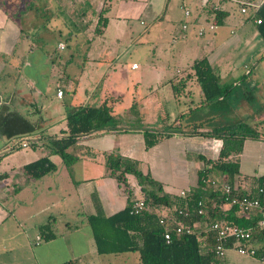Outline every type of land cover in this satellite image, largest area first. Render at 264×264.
<instances>
[{
	"label": "crops",
	"instance_id": "crops-1",
	"mask_svg": "<svg viewBox=\"0 0 264 264\" xmlns=\"http://www.w3.org/2000/svg\"><path fill=\"white\" fill-rule=\"evenodd\" d=\"M243 1L261 5L264 0H0V175L4 174L0 179V264H60L68 260L75 264H104L101 256L106 254L97 253L87 216L95 213L96 206L110 216L126 206L128 197L133 200L143 196L128 195L116 178L107 175V153L136 160L141 170L152 169L156 177L167 168L189 181L187 170L181 171L180 149L187 159L192 156L197 183L198 170L218 159L222 140L217 131L248 128L257 131L258 137H246L242 149L228 159L244 176L264 174L260 155L264 132L256 130L264 125V40L256 23V11H240ZM184 8L190 11L189 16H185ZM101 14L107 24L102 33H97ZM212 23L215 27L210 29ZM138 24L144 32L133 38ZM199 28L204 29L202 35L198 34ZM53 33H58L55 51L69 49L66 54L71 57L64 58L66 63L78 56L73 47L78 46L80 34L84 37L85 33L90 42L85 61L100 63L112 57V44L123 42L121 38L130 33L125 42L131 46L134 42L149 48L177 46L173 59L179 66L175 73L169 66L157 68V82L147 84L140 96L132 93L128 101L126 92L113 79L100 82L90 94L65 69L55 73L52 46L48 48L50 43L46 41L52 39ZM61 43L63 48L59 47ZM201 58L209 61L221 83L234 85L226 98L203 101L200 85L191 73L193 63ZM146 64L151 65L149 61ZM36 77L40 83L33 80ZM179 81L183 84L175 93L172 86ZM168 86L179 97L187 95L190 106L179 116H188V122L172 119L174 113L162 114L160 100L149 99L160 87ZM59 89L63 91L61 97L57 96ZM52 95L62 101V107L52 108ZM103 103L118 119L117 127L78 137L68 148L77 156L73 164L66 166L59 155L51 154L54 171L36 180L24 174L25 164L47 154L43 145L47 137L66 135L68 113L83 105L98 107ZM132 105L138 122L143 124L151 116L153 122L143 125L161 128L154 131L162 137L148 149L141 125L127 115ZM23 140H27V147H20ZM188 142L206 143L207 152L190 151ZM248 148L257 152V164L252 169L245 165ZM151 150L159 156L141 160L139 152L150 156ZM211 177L218 179L213 173ZM237 186L245 188L246 183L238 180ZM221 208L227 210L230 205L224 202ZM169 211L157 209L159 214ZM246 215L257 217L258 223L264 220L261 208ZM49 221L55 236L44 240L39 226ZM196 227L200 232L206 230L202 222ZM259 231L253 243L264 245V227L260 226ZM221 260L224 264H264L234 249H227Z\"/></svg>",
	"mask_w": 264,
	"mask_h": 264
},
{
	"label": "trees",
	"instance_id": "trees-1",
	"mask_svg": "<svg viewBox=\"0 0 264 264\" xmlns=\"http://www.w3.org/2000/svg\"><path fill=\"white\" fill-rule=\"evenodd\" d=\"M255 17L260 19L259 33L264 40V1L256 11ZM107 24V18L99 16L97 33H102ZM193 75L200 85L203 101L214 102L219 98H226L233 84H224L219 81L214 69L206 58L196 60L193 65ZM181 81L172 86L176 93L182 87ZM134 109V105H132ZM67 131L62 137L49 136L43 142L47 154L24 165L23 171L31 179H39L55 170L51 154L61 157L66 166L73 164L77 156L68 151V148L77 142V138L95 130L117 127L118 119L111 114L106 104L98 107L83 105L66 115ZM145 148L153 146L162 137L154 130H143ZM222 140L218 159L209 161V167L198 170L199 187L205 188V194L196 190L185 191V195L161 193L162 185L150 179L139 169L138 161L131 160L116 153L105 155L107 175L116 178L126 185V175L132 174L138 179L143 192V200L148 208L139 214L131 213L132 200L126 206L107 216L101 207L87 216L98 254H117L137 251L140 264H224L214 252V233L209 225L219 219L229 224L252 230L253 240L259 231L257 217L247 216L240 212L237 206H230L223 210L221 205L225 202L223 185L232 187L233 193L239 197L247 196L258 199L261 209L264 210V174L257 176H244L237 164L228 157L242 149L246 137H258V132L245 128L241 131L221 128L216 134ZM215 174L218 179L217 186L203 182L204 178ZM4 176L0 175V179ZM146 179V180H145ZM149 179V180H147ZM246 183L245 188L237 186V181ZM130 192L129 187L126 189ZM202 201L204 214H198V201ZM94 203L96 201L94 200ZM164 207L170 211L159 214L157 209ZM182 211V213H179ZM248 213V212H247ZM164 222H160V220ZM206 224V230L200 232L196 227L198 223ZM180 226L182 232L177 234L176 228ZM171 232V240L167 242L163 237L165 228ZM42 239L48 240L55 236L52 223L49 221L39 226ZM233 242H229L232 245ZM60 264H75L68 260Z\"/></svg>",
	"mask_w": 264,
	"mask_h": 264
},
{
	"label": "rangeland",
	"instance_id": "rangeland-1",
	"mask_svg": "<svg viewBox=\"0 0 264 264\" xmlns=\"http://www.w3.org/2000/svg\"><path fill=\"white\" fill-rule=\"evenodd\" d=\"M138 31L133 33V38L136 37L138 34H142L144 32L142 25H137ZM52 39L47 38V44L50 43L49 47L51 46V51L54 54V65L53 69L56 71L55 73L58 74L59 71H62L65 69V73L69 75L71 78H76L80 80V83L82 84V87L87 90V92H90V94H93L97 86L100 82H106L109 83V81H112V79L115 82L119 83V88L125 93V101H128L129 95L133 93L135 96H140V93L143 92L142 90H146V85L149 84H155L157 82L156 75L154 74V71L156 72L157 68L162 66H169V69L171 72L175 73L177 66H179L178 62H176L175 59H173V56L177 54V46L171 47L170 45H158L149 48V46L146 47V44H143V46L139 43H133L134 45H130L129 42H125L126 38H128L129 34L121 38L123 42L118 44H112V57L111 58H104L100 63H96V61H92L90 63H87L86 55L87 54V48L90 44V42L87 40L88 37L85 33L84 37L80 34V40L78 46H74L73 50L78 54V56H75L72 60H70L69 63H66L64 61V58L69 56L66 54L69 52V49L65 51L57 52L55 51V47L57 44V38L58 33H53ZM96 38V36H95ZM62 39H65V37H62ZM35 40V39H34ZM109 41L112 43V38H109ZM41 42V41H40ZM39 42V44H40ZM106 44H109V42H106ZM175 50V51H174ZM56 52V53H55ZM175 52V53H174ZM66 54V55H65ZM62 56V58H60ZM71 57V56H69ZM62 59L63 63L60 61ZM146 61H149L151 65L146 64ZM136 64L137 70L132 68V64ZM154 69V70H152ZM180 69V68H179ZM64 71V70H63ZM35 82L40 83L39 78L33 79ZM54 86L56 84V81L53 82ZM240 89H238L235 93H238ZM155 95L150 96V100L153 101L155 97H157L160 100L161 103V112L162 114L167 113H174L175 116L173 118H178L183 121L189 120L188 116L180 115L181 112H184L187 108L190 106V102L187 100V95L181 94L180 97L175 95L172 89L168 86L166 88L160 87L157 91L154 92ZM53 94L55 95V90H53ZM192 95V90H191ZM53 96V95H52ZM237 95L235 96V98ZM131 98V96H130ZM52 108H60L63 106L62 101L57 100L54 96L52 97ZM131 115L133 118V122H136L137 124H140L142 127V130H156L161 131V128H152L146 124L147 122H153V120L150 119L149 121H146L145 123L138 122V116L137 113H134V109L130 110V112L127 113V115ZM184 116V117H183ZM153 118V117H152ZM229 129V128H228ZM256 130L260 132H264V125L259 126ZM145 141V140H144ZM187 148L192 150L198 149V152H207V145L206 143H196V142H188ZM79 148V147H78ZM28 152L33 151L32 149L27 150ZM181 156L179 157L180 160H182L181 164V171L183 168L187 170L188 172V178L183 179L180 177L177 173H174L172 170L164 168L161 170V173L159 177L154 176V173L151 169V171H147L146 169L143 171L144 174H149L150 179L154 180L156 183H160L162 185V191L161 193H178L180 192V188H184L182 190L188 191V190H196L198 192H201L205 194V188L199 187L196 183L197 180V173L192 168V156L188 157V159L183 154V151H181ZM262 154V162H264V150L261 151ZM257 152L254 151L252 148H248L246 151V157H245V165L248 169H252L257 164L256 159ZM139 155L141 160H152L153 157L159 156V153L156 150H151L150 156L141 154L139 152ZM152 157V158H151ZM141 169V167H139ZM258 170H261L259 168ZM180 171V172H181ZM74 179L76 176V173L73 172ZM132 181L126 180V185L123 183H120L121 186L124 188L126 193L130 196L134 195L135 197H140L141 194H143L141 185L138 182V179H136L135 176L132 174L129 175ZM127 178V177H126ZM146 180V179H145ZM149 180V179H147ZM150 181V180H149ZM129 187L130 192H128L126 189ZM133 187V191H131ZM133 196V197H134ZM143 197V196H142ZM101 260L104 264H140L139 261V254L137 251L134 252H124V253H117V254H106L101 256Z\"/></svg>",
	"mask_w": 264,
	"mask_h": 264
},
{
	"label": "built area",
	"instance_id": "built-area-1",
	"mask_svg": "<svg viewBox=\"0 0 264 264\" xmlns=\"http://www.w3.org/2000/svg\"><path fill=\"white\" fill-rule=\"evenodd\" d=\"M240 11L242 13H245L248 11L249 8L253 9L254 11H257L260 4H257L255 2L251 1H243L240 3ZM184 14L185 16L190 15V11L188 9L184 8ZM256 23H260V19H256ZM215 25L212 23L209 25L210 29H213ZM183 28H186V24L183 25ZM204 33L203 28L198 29V34L202 35ZM60 48H63L64 45L61 43L59 44ZM132 68H136V64H132ZM63 94V91L59 89L57 91V96L61 97ZM20 147H27L28 142L27 140H23L19 143ZM203 182L206 184H210L211 186H217L218 181L212 177L204 178ZM223 191L225 194V203H227L230 206H237L238 210L240 212H249L252 209H260V203L258 199L247 197V196H237L233 193L232 187H230L227 184L223 185ZM180 195L184 196L185 191H180ZM198 214H204V209L202 207V201L199 200L197 203ZM148 208L146 202L143 200V198H136L132 200L131 205V213L133 214H139L143 210H146ZM179 213H182V211H179ZM160 222H164L162 219ZM259 227H264V220H261L260 223H258ZM209 229L213 231L214 233V239H215V245H214V252L215 255L222 259L224 256V253L227 249H234L237 253L244 256H250L258 259L259 261L264 263V245H255L253 243V234L252 230L248 228L239 227L236 225H232L224 221L223 219H219L217 221L212 222L209 225ZM176 233L179 234L182 232V228L178 226L176 229ZM164 239L169 242L171 240V232L167 227L165 228L163 232ZM229 242H233L232 245H229Z\"/></svg>",
	"mask_w": 264,
	"mask_h": 264
}]
</instances>
